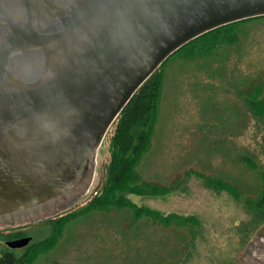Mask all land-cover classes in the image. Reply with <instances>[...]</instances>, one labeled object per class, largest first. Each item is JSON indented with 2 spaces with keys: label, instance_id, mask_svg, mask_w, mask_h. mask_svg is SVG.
Segmentation results:
<instances>
[{
  "label": "water",
  "instance_id": "1",
  "mask_svg": "<svg viewBox=\"0 0 264 264\" xmlns=\"http://www.w3.org/2000/svg\"><path fill=\"white\" fill-rule=\"evenodd\" d=\"M262 17L264 0H0V226L85 197L109 129L164 62Z\"/></svg>",
  "mask_w": 264,
  "mask_h": 264
},
{
  "label": "rangeland",
  "instance_id": "2",
  "mask_svg": "<svg viewBox=\"0 0 264 264\" xmlns=\"http://www.w3.org/2000/svg\"><path fill=\"white\" fill-rule=\"evenodd\" d=\"M235 34L211 55H176L166 66L151 147L137 173L141 183L170 192L130 198L180 217L136 220L128 208L81 213L50 251L11 249L8 242L16 239L0 238V255L30 253L24 264H231L236 219L248 225L249 205L264 198V119L258 117L264 116V18L242 22ZM107 145L104 139L87 195L99 185ZM85 197L54 209L51 218L78 211ZM39 221L0 226V233L19 229L40 244L53 228ZM246 258L242 253L239 264H249Z\"/></svg>",
  "mask_w": 264,
  "mask_h": 264
},
{
  "label": "trees",
  "instance_id": "3",
  "mask_svg": "<svg viewBox=\"0 0 264 264\" xmlns=\"http://www.w3.org/2000/svg\"><path fill=\"white\" fill-rule=\"evenodd\" d=\"M241 23L217 29L188 43L164 62L139 88L106 135L109 151L103 163V172L97 189L84 198L86 204L78 211L60 216L58 219H53L50 216L39 221V223L50 224L53 228L51 236L40 244L33 245L31 241L25 247L27 251L30 250V253L38 254L53 249L60 239L63 227L81 213L128 208L133 211L136 220L147 216L164 223L169 222L172 217H180L174 214L165 216L158 210L138 206L130 198V196L161 197L170 192V189L166 187L141 183L137 173L138 166L151 147L166 66L169 60L176 55L186 54L187 57L183 56L185 60L211 55L219 46H224L230 38L236 35L235 31ZM250 104L254 105V102L252 101ZM255 115L258 116L257 113ZM258 117L264 119V116ZM189 220L192 218H188ZM14 230L10 229L0 233V238L17 240L22 236H28L25 231ZM29 254L25 258H19L11 249L6 250L0 255V264H24L26 263L24 261L29 259Z\"/></svg>",
  "mask_w": 264,
  "mask_h": 264
},
{
  "label": "flooded vegetation",
  "instance_id": "4",
  "mask_svg": "<svg viewBox=\"0 0 264 264\" xmlns=\"http://www.w3.org/2000/svg\"><path fill=\"white\" fill-rule=\"evenodd\" d=\"M248 208L251 222L244 225L243 219H236L234 225L237 236L233 238L236 244V251L229 263L239 264L242 253L246 254V262L249 264H264V198L256 205L253 203Z\"/></svg>",
  "mask_w": 264,
  "mask_h": 264
}]
</instances>
